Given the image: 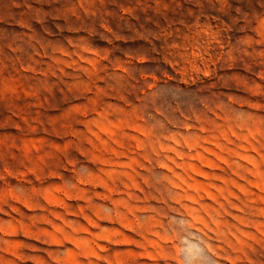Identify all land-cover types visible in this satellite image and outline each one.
<instances>
[{
    "label": "rangeland",
    "instance_id": "1",
    "mask_svg": "<svg viewBox=\"0 0 264 264\" xmlns=\"http://www.w3.org/2000/svg\"><path fill=\"white\" fill-rule=\"evenodd\" d=\"M0 264H264V0H0Z\"/></svg>",
    "mask_w": 264,
    "mask_h": 264
}]
</instances>
